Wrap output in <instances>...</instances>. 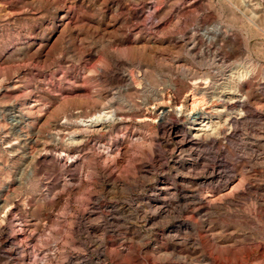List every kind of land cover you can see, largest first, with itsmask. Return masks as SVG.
Wrapping results in <instances>:
<instances>
[{"label": "rangeland", "instance_id": "1", "mask_svg": "<svg viewBox=\"0 0 264 264\" xmlns=\"http://www.w3.org/2000/svg\"><path fill=\"white\" fill-rule=\"evenodd\" d=\"M0 264H264V0H0Z\"/></svg>", "mask_w": 264, "mask_h": 264}, {"label": "bare ground", "instance_id": "2", "mask_svg": "<svg viewBox=\"0 0 264 264\" xmlns=\"http://www.w3.org/2000/svg\"><path fill=\"white\" fill-rule=\"evenodd\" d=\"M248 67H251L250 68L251 71H249L248 68H246V69L239 68L236 71L235 74H234V72H232L230 74V76H229V79L224 81L223 83H221V87H216L215 88V89H217L218 92L214 89L212 94L219 95V93H221L222 91H225L227 96H228V98L229 99H233L237 94H239L240 87L243 84V82L247 80V78L249 76V73L254 71L253 70L254 69L253 65L250 64ZM202 91H203V93H205V90H202ZM201 101H202V98H199V97L196 96L194 98V100H193V103H198V102H201ZM199 104H201V103H199ZM203 104H204V102H203ZM114 117H115V113H113V112H104L103 114L99 115L98 117L93 118L92 120L87 122L88 124L86 125V127L84 129L85 130L84 132H87V133H91L92 132L93 133V132L98 131V130H103V129L105 130V128L107 127V124ZM222 119L219 118V117H216L215 119H211L207 115L202 119V114L201 113H197V114H195L192 117L193 123L191 124L192 126H190L189 128L187 127L186 129L182 130V129H178V127L176 125H174V124H167V127L166 126L163 127V131H164V134L168 137V140H170L169 138H171V139L175 138V139L178 140L177 142L180 145H183V146L184 145L194 146V145H196L195 142L199 139V137L201 135H205V134H208V133L212 134V133H216L217 131H219L218 128H219V126H221V124L223 122V121H221ZM166 120H168V119H166ZM77 140H78V137L76 135H74L72 137L71 143H73V142L74 143H78V142L82 141V139H80V138H79L80 141H77ZM198 146H200V145L198 144Z\"/></svg>", "mask_w": 264, "mask_h": 264}]
</instances>
